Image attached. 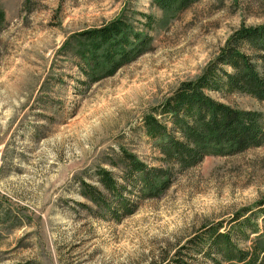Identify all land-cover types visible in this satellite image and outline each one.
<instances>
[{
    "label": "rangeland",
    "instance_id": "rangeland-1",
    "mask_svg": "<svg viewBox=\"0 0 264 264\" xmlns=\"http://www.w3.org/2000/svg\"><path fill=\"white\" fill-rule=\"evenodd\" d=\"M0 11V264H149L188 245L191 264H214L198 254L213 225L238 248L252 246L253 227L264 225V144L182 170L159 160L144 118L155 113L172 128L157 108L202 76L239 29L264 25V0H197L175 16L154 0H0ZM141 13L157 19L151 50L89 84L66 43L123 14L145 30ZM207 93L264 113L249 94ZM124 151L173 177L157 197L129 186L135 212L115 221L81 195V182L104 191L97 173L105 168L128 185ZM242 212L248 226L233 222Z\"/></svg>",
    "mask_w": 264,
    "mask_h": 264
},
{
    "label": "trees",
    "instance_id": "trees-1",
    "mask_svg": "<svg viewBox=\"0 0 264 264\" xmlns=\"http://www.w3.org/2000/svg\"><path fill=\"white\" fill-rule=\"evenodd\" d=\"M196 1L154 0V3L165 14L175 16ZM140 16L146 31L137 29L123 14L101 27L73 35L66 43V48L70 47L72 54L80 60L81 72L89 84L114 75L121 67L151 50L153 37L149 31L155 28L157 19L148 13ZM4 18V12L0 11V24ZM245 46H249L251 53L243 50ZM81 83L85 84L84 81ZM211 90L246 93L264 102V25L239 29L202 76L183 82L172 96L161 103L157 111L170 120L172 128L155 113L145 116L146 134L158 142L157 147L163 154L160 161L176 164L183 170L196 166L208 155H236L264 144V113L216 100L207 93ZM122 160L127 169L123 178L124 181L129 180L128 185L121 184L108 169L100 168L97 173L104 191L112 197L114 207L103 190L85 180L81 182V195L97 208L107 210L115 221L135 212L136 205L124 196L130 192L129 186H138L141 197H157L170 186L173 177L170 168L149 167L130 152L124 151ZM130 177H135L136 181ZM82 206L89 208L85 204ZM245 214H238L233 222L241 221L239 224L248 226L252 220ZM260 214L264 221V208ZM206 230L200 241L207 238L209 246L207 251L201 250L198 254L205 253L214 264H264V225L253 227L255 238L247 249L238 248L231 233L220 231L219 225ZM188 246L177 250L172 257L168 252L161 260L149 264H191L182 253Z\"/></svg>",
    "mask_w": 264,
    "mask_h": 264
}]
</instances>
